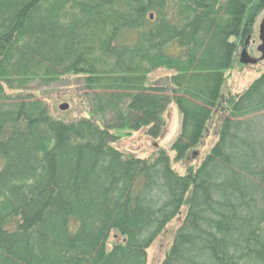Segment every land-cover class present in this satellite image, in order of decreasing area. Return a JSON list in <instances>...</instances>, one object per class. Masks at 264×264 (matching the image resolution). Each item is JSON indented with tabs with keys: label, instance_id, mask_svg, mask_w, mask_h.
<instances>
[{
	"label": "trees",
	"instance_id": "trees-1",
	"mask_svg": "<svg viewBox=\"0 0 264 264\" xmlns=\"http://www.w3.org/2000/svg\"><path fill=\"white\" fill-rule=\"evenodd\" d=\"M255 1L0 0V264H147L178 218L162 264H264V72L222 94ZM68 76L88 117L31 93ZM173 104L198 165L117 149Z\"/></svg>",
	"mask_w": 264,
	"mask_h": 264
},
{
	"label": "rangeland",
	"instance_id": "rangeland-1",
	"mask_svg": "<svg viewBox=\"0 0 264 264\" xmlns=\"http://www.w3.org/2000/svg\"><path fill=\"white\" fill-rule=\"evenodd\" d=\"M264 16V0H256L248 9L243 28L242 41L239 45L238 62L230 71L226 83L223 87V95L243 93L252 82L264 72V61L257 65H243L240 63V55L247 50L252 58L259 59L261 54L258 47L261 44L259 39V28ZM170 72L158 71L152 74L150 80L153 83L165 79ZM14 92V91H10ZM18 92V91H15ZM31 93L41 95L42 99L53 109V114L64 120H72L79 117H88L89 109L85 104L84 91L79 82L73 76L63 78L60 82L51 86L36 85L32 87ZM69 105V109L61 111L60 106ZM165 128L158 138H151L146 135L145 130L132 133L123 137L115 146L120 151L133 154L141 158L151 157L157 150L168 151L173 168L183 174L189 166L198 165L216 140V128L212 123L210 131L203 145L196 151L189 153L185 161H175V153L171 151L174 140L178 137L181 128V115L176 105H171L165 113ZM197 153V154H194ZM184 213V211H183ZM183 217V214H182ZM180 220L175 219L148 250L147 264H162L165 254L170 247L175 230L178 228Z\"/></svg>",
	"mask_w": 264,
	"mask_h": 264
},
{
	"label": "water",
	"instance_id": "water-1",
	"mask_svg": "<svg viewBox=\"0 0 264 264\" xmlns=\"http://www.w3.org/2000/svg\"><path fill=\"white\" fill-rule=\"evenodd\" d=\"M259 39L261 44L258 47V52L261 54L259 59L252 58L247 50H244L240 55V63L243 65H257L259 62L264 61V18L262 19L260 30H259ZM62 111L69 109V105L63 104L60 106Z\"/></svg>",
	"mask_w": 264,
	"mask_h": 264
}]
</instances>
